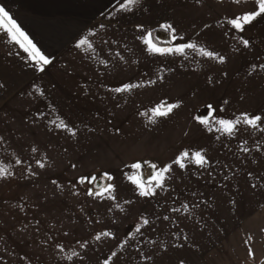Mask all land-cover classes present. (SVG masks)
<instances>
[{"label":"crops","instance_id":"1","mask_svg":"<svg viewBox=\"0 0 264 264\" xmlns=\"http://www.w3.org/2000/svg\"><path fill=\"white\" fill-rule=\"evenodd\" d=\"M56 3V48H41L51 60L43 71L0 28V166L9 173L0 177V264L237 258L243 243L256 242L251 228L264 216V123L240 124L232 136L216 129L219 119L264 117V15L244 31L229 23L255 10L254 0H139L128 11L117 0ZM10 14L35 44L31 29ZM168 24L175 33L165 30ZM155 29L171 42H155ZM83 37L94 50L78 47ZM148 39L161 48H197L160 53ZM201 47L224 60L203 55ZM124 85L131 90L115 91ZM161 102L179 107L153 117ZM200 150L204 166L194 159L184 168L174 163L182 152ZM38 162L111 170L115 199L50 185L49 172L37 175L42 181L34 186ZM137 162L142 176L132 167ZM167 165L163 187L149 184ZM133 176L155 187L154 195H140ZM85 200L88 218H82ZM253 250L264 258L263 247Z\"/></svg>","mask_w":264,"mask_h":264},{"label":"snow or ice","instance_id":"2","mask_svg":"<svg viewBox=\"0 0 264 264\" xmlns=\"http://www.w3.org/2000/svg\"><path fill=\"white\" fill-rule=\"evenodd\" d=\"M118 7L120 10L128 11L131 10L133 6H135L139 0H117ZM255 5L257 6L255 10L248 11L244 13L241 16H237L231 20H229V23L235 28L240 31H244L245 25L251 24L253 21H255L258 17H261L264 15V0H254ZM100 27H103L101 25ZM165 30L171 31L172 33H175V29L172 27L171 24L163 26ZM0 28L5 30L6 35H8L12 41L19 43L22 48L26 52H29L30 57L36 61L38 65H41V71H43V65H49L51 63V60L48 56H45L43 53L40 52V49L37 48L36 44L32 42V40L28 37L27 33L23 31V29L20 27V25L17 23V21L11 16L8 10L4 7L3 4H0ZM149 37L151 36V33L148 34ZM176 37L173 35V39ZM146 43H148L151 46V50L155 52L160 53H184L186 49H196L197 45L195 43H187V44H179L178 46L171 47V48H161L157 47L151 39L146 40ZM242 43L245 46H248L249 41L243 40ZM78 47H84L85 50H94V45L90 42L88 37H83L78 42ZM200 51L203 55L208 56L210 58H218L221 61L224 60V57H218L216 53L213 51L205 50L203 47L200 48ZM132 85H124L122 88H117L115 91L123 92L126 90H131ZM176 107H179L178 104H168L167 102H161L160 105H157L154 109H152L153 117H164L169 115L172 110ZM210 107V106H209ZM197 119H200L199 117ZM201 123H207L206 120H201ZM217 123L220 125L219 128H217V131H223L227 133L229 136H232L237 131V126L240 124L248 125L252 128H260L261 124L264 123V117L261 115L256 114H249L244 113L242 116L237 117L236 119H219ZM60 127L67 128V124H65L63 121H61ZM211 130V129H209ZM264 130V129H261ZM74 134V133H73ZM35 150V149H34ZM245 151L248 149L245 148ZM186 159H194V162L200 166H204L208 163L207 157L204 154L202 150L196 151L195 153H189L188 151H184L180 154L179 157L176 158L174 161L175 164L179 165V167L184 168L186 167V164L184 161ZM39 163V162H38ZM41 167H43V164H40ZM133 168L137 170L142 169V164L137 162L132 165ZM153 169H156V165H152ZM171 168V165H167L163 168H160L158 171L155 172V174L152 176L151 181L149 184L155 185V187H163L165 179H166V173L169 172ZM7 169L3 166H0V177L8 175ZM105 176L108 177V179H111L110 176H108L107 173H105ZM130 179L133 180L134 183L137 184V186L140 189V195L142 196H151L154 195L155 187H148L146 186L141 179L133 176L130 177ZM81 182L89 181L91 183H96V177H91L89 180V177H81ZM100 187V191L93 192L92 190H89V195H99L104 196L105 194L108 195L109 198L115 199V196L112 195L114 192V185L107 184L106 186H98ZM119 207V205H117ZM149 221L147 219L144 220V224L147 225ZM140 229L137 228V231ZM104 236H111V233L105 232L102 233ZM97 240L100 239V235L96 237ZM124 243H127V240L124 241ZM123 246V245H121ZM78 255L77 253H72V255L68 256L67 259L71 260L73 256ZM113 256L116 255V253H112ZM106 264L108 262L106 261Z\"/></svg>","mask_w":264,"mask_h":264},{"label":"rangeland","instance_id":"3","mask_svg":"<svg viewBox=\"0 0 264 264\" xmlns=\"http://www.w3.org/2000/svg\"><path fill=\"white\" fill-rule=\"evenodd\" d=\"M2 4L9 13L14 11L16 17L19 20L21 19L31 29L37 48L40 50L42 47H45L48 50L56 48V36H54V34L57 31V13L59 6V4L56 3V0H2ZM4 43L5 42H1V45ZM13 45L14 44L10 47ZM2 47H4V45ZM41 164L44 166L41 167L40 163L34 164V186L39 185L37 182L42 181V179H37V175L45 174V172H49L51 177L50 185H55L52 182H55L58 186H60V183H64L67 187L81 188L82 192L87 191L88 193L89 190L98 192L100 191V187L98 186H106L113 181V172L111 170L93 169L86 171L84 165L74 168L71 163L60 162ZM143 172L144 169L142 166L140 176H142ZM105 173H107L111 179H108V177L105 176ZM83 176L89 177V180L91 177H96V183H91L89 181L82 183L80 178ZM145 180L148 179L145 178ZM89 202L90 200L83 201L82 218L89 217ZM85 208L87 209L85 210ZM100 215V217L104 218L105 212H100ZM251 230H255V234H253L251 238H257L256 242L243 243L242 250L237 258L225 259L224 264H264V258L256 257L259 252L256 253L253 250V247L255 246L263 247L264 249V216L259 218L257 227L251 228ZM258 240H262V242H257Z\"/></svg>","mask_w":264,"mask_h":264},{"label":"trees","instance_id":"4","mask_svg":"<svg viewBox=\"0 0 264 264\" xmlns=\"http://www.w3.org/2000/svg\"><path fill=\"white\" fill-rule=\"evenodd\" d=\"M160 33H164V30L161 29H155L152 32V38L155 42L159 43V44H169L171 42V37L169 36L168 38H163L162 36H160ZM84 177V176H83Z\"/></svg>","mask_w":264,"mask_h":264}]
</instances>
